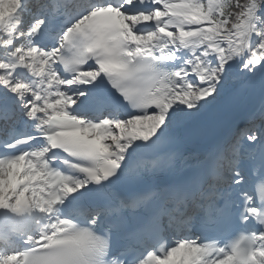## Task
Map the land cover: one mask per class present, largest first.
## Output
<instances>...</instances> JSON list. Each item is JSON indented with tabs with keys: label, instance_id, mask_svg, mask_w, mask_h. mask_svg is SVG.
<instances>
[{
	"label": "snow or ice",
	"instance_id": "6c2138e0",
	"mask_svg": "<svg viewBox=\"0 0 264 264\" xmlns=\"http://www.w3.org/2000/svg\"><path fill=\"white\" fill-rule=\"evenodd\" d=\"M0 264H264V0H0Z\"/></svg>",
	"mask_w": 264,
	"mask_h": 264
}]
</instances>
